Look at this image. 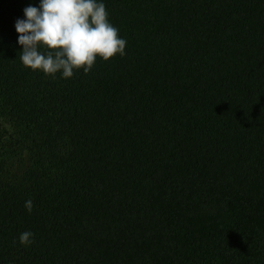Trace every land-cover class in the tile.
Returning <instances> with one entry per match:
<instances>
[{"label": "trees", "instance_id": "16d2710c", "mask_svg": "<svg viewBox=\"0 0 264 264\" xmlns=\"http://www.w3.org/2000/svg\"><path fill=\"white\" fill-rule=\"evenodd\" d=\"M40 2L0 0V264H264V0H102L126 54L70 79L19 59Z\"/></svg>", "mask_w": 264, "mask_h": 264}, {"label": "clouds", "instance_id": "9594fccd", "mask_svg": "<svg viewBox=\"0 0 264 264\" xmlns=\"http://www.w3.org/2000/svg\"><path fill=\"white\" fill-rule=\"evenodd\" d=\"M23 11L26 19H18L15 29L23 49L19 59L26 69L70 79L80 70L90 73L98 59L109 62L126 54L127 41L110 22L102 0H41L39 7ZM25 208L33 211L31 199ZM33 237L25 231L19 241L30 246Z\"/></svg>", "mask_w": 264, "mask_h": 264}]
</instances>
